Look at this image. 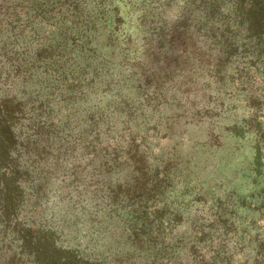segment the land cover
I'll return each instance as SVG.
<instances>
[{
	"label": "trees",
	"instance_id": "trees-1",
	"mask_svg": "<svg viewBox=\"0 0 264 264\" xmlns=\"http://www.w3.org/2000/svg\"><path fill=\"white\" fill-rule=\"evenodd\" d=\"M188 1L191 14L176 23L162 15L160 25L145 10L151 25L146 21L143 58L130 61L132 38L123 46L106 30V0H0V264H184L173 258L177 243L168 237L177 220L166 195L171 173L148 163L141 131L133 134L142 109L127 90L155 100L158 82L194 73L196 61L206 67L246 58L248 72L264 62V0ZM27 6L53 37L28 42L21 28L14 38L13 18ZM104 85L118 109L88 103L86 92L108 90ZM116 110L125 114L122 131L133 135L127 140L108 119ZM124 165L132 169L120 175ZM53 195L68 201L74 218L64 211L61 219H70L60 224L47 211ZM86 207L90 219L78 221ZM258 254L248 264H264ZM200 256L193 264H235Z\"/></svg>",
	"mask_w": 264,
	"mask_h": 264
},
{
	"label": "rangeland",
	"instance_id": "rangeland-1",
	"mask_svg": "<svg viewBox=\"0 0 264 264\" xmlns=\"http://www.w3.org/2000/svg\"><path fill=\"white\" fill-rule=\"evenodd\" d=\"M30 1L15 0L25 5ZM188 6H191L188 0H106L103 8L108 22L103 21L106 30L119 37L123 46L127 37L132 38L130 61L141 60L146 39L144 30L147 22V28L151 25L147 16L159 15L160 25L162 15L165 21L176 23L184 11L185 15L191 14ZM17 11L13 18L14 38L21 28L28 42L49 36L47 22L41 25L40 17H33L36 13L33 8L18 7ZM51 14V11L45 12V16ZM27 17L33 20L24 26ZM208 44L203 42L204 50ZM195 63L194 73L185 70L177 75L174 72L170 82L164 81L165 86L158 82L161 92L154 95L149 92L155 100L149 99L146 92L139 95L137 89L135 95L129 87L127 93L135 96L129 102L142 109L138 116L140 126L133 134L141 131L138 142L144 139L147 143L148 146L142 147L148 151L152 170L167 168L171 173L166 195L173 212L171 216L177 220H173L174 232L168 237L171 243H177L173 254L176 262L201 263L200 254L204 253L205 263H210L213 254L218 256V263H255L260 257L258 252L264 253V62L252 72L246 70L249 66L246 58H235L219 66L204 67L199 61ZM104 87L108 90L99 87L95 93L86 92L91 97L88 103L98 102L94 105L118 109L110 88ZM124 115L120 116L116 110L108 119H114L116 135L127 140L133 135L122 131L127 126ZM123 168L132 169L119 166L120 175L125 174ZM51 198L56 199L47 211L55 214L60 224L69 221L70 216L74 218L67 200L59 201L54 195ZM64 211L70 216L64 215L61 219ZM80 212L76 214L78 221L79 216L81 220L90 219V207ZM209 225L204 234L200 232ZM99 249L103 251L104 247ZM4 250L6 247L0 253Z\"/></svg>",
	"mask_w": 264,
	"mask_h": 264
}]
</instances>
